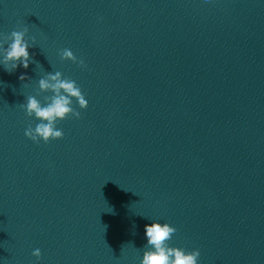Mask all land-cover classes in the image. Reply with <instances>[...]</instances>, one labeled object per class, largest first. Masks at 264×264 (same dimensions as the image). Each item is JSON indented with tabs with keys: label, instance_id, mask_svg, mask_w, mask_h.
Segmentation results:
<instances>
[{
	"label": "water",
	"instance_id": "obj_1",
	"mask_svg": "<svg viewBox=\"0 0 264 264\" xmlns=\"http://www.w3.org/2000/svg\"><path fill=\"white\" fill-rule=\"evenodd\" d=\"M23 27L34 62L0 64V264H141L153 220L197 264H264V0H0V61ZM55 71L88 106L37 143L18 105Z\"/></svg>",
	"mask_w": 264,
	"mask_h": 264
},
{
	"label": "clouds",
	"instance_id": "obj_2",
	"mask_svg": "<svg viewBox=\"0 0 264 264\" xmlns=\"http://www.w3.org/2000/svg\"><path fill=\"white\" fill-rule=\"evenodd\" d=\"M27 32L28 28L23 27V31L13 30L10 33V43L5 49L6 55L0 61L8 73L14 72L20 66L27 69L29 64L34 62L33 55L29 52L30 44L24 38ZM32 40L34 41L35 37H32ZM60 58L86 66L84 60H78L73 51L68 48L61 50ZM19 79L25 80L26 75L21 74ZM38 85L40 91L51 92L52 95L45 96L44 103L36 96L30 95L27 97L26 103H19L18 106L26 110L27 116H34L39 120L34 128L29 126L25 130V135L37 143L41 139L47 143L50 140L63 137V131L56 127L58 121L64 120L70 115L75 118L80 117L81 113L72 106L73 98L78 102L80 108H87L88 100L85 99L76 82L70 78H62L60 71L47 72L46 76L39 79ZM176 231L177 229L169 223H161L157 220L146 224L147 244L144 246L141 264H197L200 256L199 249L186 251L184 248L168 245L167 242ZM32 254L40 258L41 251L37 248Z\"/></svg>",
	"mask_w": 264,
	"mask_h": 264
}]
</instances>
